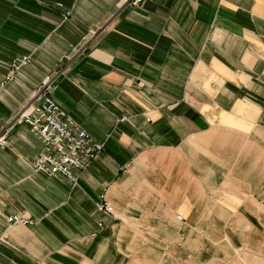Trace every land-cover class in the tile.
I'll return each instance as SVG.
<instances>
[{"label": "crops", "instance_id": "crops-1", "mask_svg": "<svg viewBox=\"0 0 264 264\" xmlns=\"http://www.w3.org/2000/svg\"><path fill=\"white\" fill-rule=\"evenodd\" d=\"M46 84L76 183L15 120ZM0 132V264H264V0H0Z\"/></svg>", "mask_w": 264, "mask_h": 264}, {"label": "built area", "instance_id": "built-area-1", "mask_svg": "<svg viewBox=\"0 0 264 264\" xmlns=\"http://www.w3.org/2000/svg\"><path fill=\"white\" fill-rule=\"evenodd\" d=\"M141 0H131L133 4ZM71 11L63 16L68 20ZM30 55L13 60L9 63V71L4 81L15 77L17 71L30 62ZM28 125L43 141L40 154L33 160V168L48 174H62L73 183L78 176L76 171L85 169L103 150L104 143L95 139L57 100L53 98L44 85L37 95L25 105L15 117ZM9 145L5 132H0V148ZM100 211L112 213L113 205L101 195L98 205ZM8 220L14 224H29L32 221L24 216L13 214Z\"/></svg>", "mask_w": 264, "mask_h": 264}]
</instances>
